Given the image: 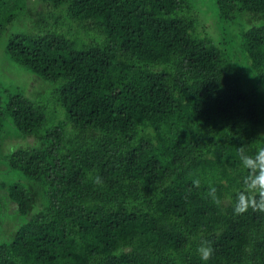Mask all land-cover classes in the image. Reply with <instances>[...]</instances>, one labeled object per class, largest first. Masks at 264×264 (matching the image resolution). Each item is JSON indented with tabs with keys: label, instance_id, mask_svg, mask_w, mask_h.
<instances>
[{
	"label": "trees",
	"instance_id": "trees-1",
	"mask_svg": "<svg viewBox=\"0 0 264 264\" xmlns=\"http://www.w3.org/2000/svg\"><path fill=\"white\" fill-rule=\"evenodd\" d=\"M216 4L0 0V41L25 25L8 56L56 83L0 82V264H264V213L233 211L264 145V0Z\"/></svg>",
	"mask_w": 264,
	"mask_h": 264
},
{
	"label": "clouds",
	"instance_id": "clouds-1",
	"mask_svg": "<svg viewBox=\"0 0 264 264\" xmlns=\"http://www.w3.org/2000/svg\"><path fill=\"white\" fill-rule=\"evenodd\" d=\"M259 26V24H257ZM239 160L243 167L248 170V174L242 181L241 189L236 193V200L233 205L235 215H243L251 209L253 212L264 213V145L257 146L255 152L249 154L244 148L239 151ZM97 182L100 178L97 177ZM195 187H200V180L193 181ZM217 206L222 204L217 189L209 186L206 193ZM212 242L208 239H202L197 252L203 261H208L214 254Z\"/></svg>",
	"mask_w": 264,
	"mask_h": 264
},
{
	"label": "rangeland",
	"instance_id": "rangeland-1",
	"mask_svg": "<svg viewBox=\"0 0 264 264\" xmlns=\"http://www.w3.org/2000/svg\"><path fill=\"white\" fill-rule=\"evenodd\" d=\"M205 7H207L213 14L217 9L216 0H201ZM210 21L207 22V25H210ZM25 25H20L16 23L12 26L11 31L5 33L0 41V82H15L19 87L24 90L26 93V89L31 90L28 95L33 100H39V98H47L49 92H52L56 88V83L45 82L43 79L39 78L37 75L33 74L23 66L15 63L6 52V45L9 40L10 34L13 31L21 30ZM32 84L34 85L31 89ZM52 110L55 114L54 118L57 121L63 120L66 116V111L61 106H52ZM62 111V113H61ZM51 114V113H48ZM12 137H8L3 144H5L6 150L11 147L13 144H35L34 137H28L23 139V137H17V133L14 129H10ZM19 138L21 140H19ZM5 150V152H6ZM8 179L16 180L19 179V175L17 173H11L8 175ZM13 216V215H12ZM7 219V218H6ZM5 219V221H6ZM4 220V219H3Z\"/></svg>",
	"mask_w": 264,
	"mask_h": 264
}]
</instances>
